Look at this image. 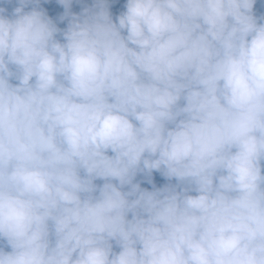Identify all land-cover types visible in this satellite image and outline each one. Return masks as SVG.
Returning <instances> with one entry per match:
<instances>
[{
	"label": "clouds",
	"instance_id": "9594fccd",
	"mask_svg": "<svg viewBox=\"0 0 264 264\" xmlns=\"http://www.w3.org/2000/svg\"><path fill=\"white\" fill-rule=\"evenodd\" d=\"M0 264H264V0H0Z\"/></svg>",
	"mask_w": 264,
	"mask_h": 264
},
{
	"label": "trees",
	"instance_id": "16d2710c",
	"mask_svg": "<svg viewBox=\"0 0 264 264\" xmlns=\"http://www.w3.org/2000/svg\"><path fill=\"white\" fill-rule=\"evenodd\" d=\"M157 181H160V178L159 177H157Z\"/></svg>",
	"mask_w": 264,
	"mask_h": 264
}]
</instances>
